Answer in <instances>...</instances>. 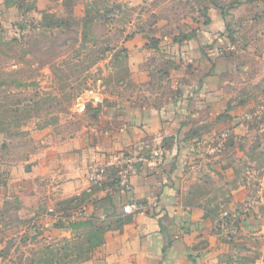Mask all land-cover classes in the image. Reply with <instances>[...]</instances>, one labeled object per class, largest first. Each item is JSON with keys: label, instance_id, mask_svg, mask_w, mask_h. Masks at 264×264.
<instances>
[{"label": "crops", "instance_id": "1", "mask_svg": "<svg viewBox=\"0 0 264 264\" xmlns=\"http://www.w3.org/2000/svg\"><path fill=\"white\" fill-rule=\"evenodd\" d=\"M185 2L190 34L155 51L133 37L132 75L147 87L107 103L81 140L0 160V216L16 219L0 225V250L26 235L42 253L79 247L67 264H264V125H249L264 115L248 113L264 99V0ZM157 148L165 165L136 163L119 189L117 158Z\"/></svg>", "mask_w": 264, "mask_h": 264}, {"label": "rangeland", "instance_id": "2", "mask_svg": "<svg viewBox=\"0 0 264 264\" xmlns=\"http://www.w3.org/2000/svg\"><path fill=\"white\" fill-rule=\"evenodd\" d=\"M4 5L0 160L7 165L25 161L40 146L85 138L107 103L132 97L147 84L132 75L133 37L144 39L136 42L138 48L155 51L161 39L173 42L190 34L198 15L185 0H4ZM149 75L150 84L167 89V78ZM255 100L259 105L248 113L264 115L260 93ZM258 124L264 120L249 121L250 127ZM6 222L16 219L0 216V225ZM19 237V243L11 237L3 244L0 264H67L63 258L73 254L61 244L42 253L26 246V235Z\"/></svg>", "mask_w": 264, "mask_h": 264}, {"label": "built area", "instance_id": "3", "mask_svg": "<svg viewBox=\"0 0 264 264\" xmlns=\"http://www.w3.org/2000/svg\"><path fill=\"white\" fill-rule=\"evenodd\" d=\"M141 161H149L155 168H162L165 165V153L163 149L157 148L148 153L139 155H125L117 158V175L116 182L119 189L126 191L130 189V174L133 166ZM88 180L93 184H100L103 180V170L90 169L87 173ZM157 205V203H155ZM125 213L132 211L131 205L123 206Z\"/></svg>", "mask_w": 264, "mask_h": 264}, {"label": "trees", "instance_id": "4", "mask_svg": "<svg viewBox=\"0 0 264 264\" xmlns=\"http://www.w3.org/2000/svg\"><path fill=\"white\" fill-rule=\"evenodd\" d=\"M4 178H6V177L5 176L0 177V182H3L5 180ZM66 250L70 251V250H68V248H66ZM71 250L72 251H70V252H75L77 255L79 254V252H76V251H79V247H76V246H75V248L72 247Z\"/></svg>", "mask_w": 264, "mask_h": 264}]
</instances>
